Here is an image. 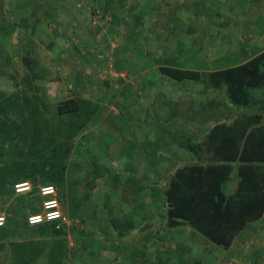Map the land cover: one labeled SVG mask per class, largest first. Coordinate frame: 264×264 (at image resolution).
<instances>
[{"label":"rangeland","instance_id":"rangeland-1","mask_svg":"<svg viewBox=\"0 0 264 264\" xmlns=\"http://www.w3.org/2000/svg\"><path fill=\"white\" fill-rule=\"evenodd\" d=\"M263 31L264 0H0L3 97L39 98L54 124L57 104L69 97L91 109L76 119L82 129L63 184H43L37 175L4 186L0 226L10 235L0 256L8 264L18 252L34 257L30 264H250L264 254V215L228 249L166 225L164 192L174 171L207 162L190 146L246 109L233 106L224 87L159 70L236 64L264 49ZM254 94L264 102V88ZM11 156L0 148V164ZM235 171L233 163L227 194ZM46 185L53 194L42 193ZM50 198L62 213L54 234L28 222Z\"/></svg>","mask_w":264,"mask_h":264},{"label":"trees","instance_id":"trees-1","mask_svg":"<svg viewBox=\"0 0 264 264\" xmlns=\"http://www.w3.org/2000/svg\"><path fill=\"white\" fill-rule=\"evenodd\" d=\"M159 70L178 81H203L212 88L224 87L229 102L246 109L230 123L214 124L201 143L190 146L192 152L204 154L207 162L178 167L164 192L166 208L162 217L168 227L187 225L228 249L249 223L264 215V102L254 94L264 88V49L241 62L208 72L173 65H160ZM253 107V112H247ZM10 110L20 114L21 119L13 118ZM55 113L60 124H54L53 118L45 114L39 98L31 104L25 96L19 103L17 97L0 93V148L2 153L12 155L0 164V195L8 183L37 175L43 184L64 183L74 138L82 129L76 119L81 114L90 116L91 109L85 100L69 97L57 104ZM233 163L237 181L233 192L227 194L223 185L232 173ZM92 175L98 177L101 172L94 166ZM39 227L45 233L60 232L55 221H45ZM9 235V228L0 226V242ZM23 255L18 252L12 264L34 261V257ZM0 264H8L7 258L0 256ZM185 264L203 263L194 259Z\"/></svg>","mask_w":264,"mask_h":264},{"label":"built area","instance_id":"built-area-1","mask_svg":"<svg viewBox=\"0 0 264 264\" xmlns=\"http://www.w3.org/2000/svg\"><path fill=\"white\" fill-rule=\"evenodd\" d=\"M25 183H18V186H24ZM54 187L52 185H46L42 188L43 194H53ZM62 217V213L59 209L58 202L55 198H50L44 201V210L40 213H33L28 216V222L30 224L43 223L45 221H57ZM1 220V218H0ZM1 223V222H0ZM250 264H264V254L250 261Z\"/></svg>","mask_w":264,"mask_h":264},{"label":"water","instance_id":"water-1","mask_svg":"<svg viewBox=\"0 0 264 264\" xmlns=\"http://www.w3.org/2000/svg\"><path fill=\"white\" fill-rule=\"evenodd\" d=\"M22 61H23L24 65H26V67L28 68V70L30 71L31 70V67H30V65L28 63V57H26V56L23 57Z\"/></svg>","mask_w":264,"mask_h":264},{"label":"crops","instance_id":"crops-1","mask_svg":"<svg viewBox=\"0 0 264 264\" xmlns=\"http://www.w3.org/2000/svg\"><path fill=\"white\" fill-rule=\"evenodd\" d=\"M262 33H264V31L262 32ZM180 226V225H179ZM184 226H186L187 228H190L189 226H187V225H184ZM191 229V228H190ZM192 230V229H191ZM237 238V237H236ZM236 238H235V240H236ZM208 240V239H207ZM235 240L233 241V243H232V245L234 244V242H235ZM209 241V240H208ZM210 242V241H209ZM231 245V246H232ZM134 245H131V247H133ZM230 246V247H231ZM146 255V254H145ZM146 257H148V254L146 255ZM135 264H139L138 262H136Z\"/></svg>","mask_w":264,"mask_h":264}]
</instances>
